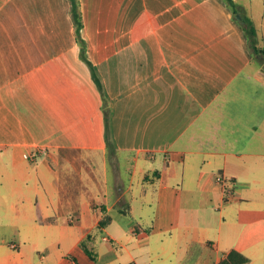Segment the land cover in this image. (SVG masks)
<instances>
[{
  "label": "crops",
  "instance_id": "crops-1",
  "mask_svg": "<svg viewBox=\"0 0 264 264\" xmlns=\"http://www.w3.org/2000/svg\"><path fill=\"white\" fill-rule=\"evenodd\" d=\"M77 1L85 58L71 0H0V264H264V76L232 8Z\"/></svg>",
  "mask_w": 264,
  "mask_h": 264
},
{
  "label": "trees",
  "instance_id": "trees-1",
  "mask_svg": "<svg viewBox=\"0 0 264 264\" xmlns=\"http://www.w3.org/2000/svg\"><path fill=\"white\" fill-rule=\"evenodd\" d=\"M227 4L232 8L233 14L237 13L238 9L235 6V3L233 0H225ZM72 3V17L75 22V31H76V39L80 45V52L82 56L84 57L85 54V43L83 39L80 36V28L82 25V20H81V14L79 11L78 7V1L77 0H71ZM235 18L240 22V24L243 26L249 40L250 48L252 51V54H256L261 51L259 47H257V32L255 27L253 26L251 18H249L247 15L242 14L241 18L238 19L236 16ZM85 58V57H84ZM93 78L98 86V88L101 90V83L99 79L97 78L96 74L92 72ZM109 221V217L107 215L102 216V218L99 220L97 227L101 228L104 226L107 222ZM81 245L85 249V251L88 253V255L92 256L90 250L84 245V242H81ZM249 261V258L236 251V250H231L229 251L226 256L218 263V264H245Z\"/></svg>",
  "mask_w": 264,
  "mask_h": 264
},
{
  "label": "rangeland",
  "instance_id": "rangeland-1",
  "mask_svg": "<svg viewBox=\"0 0 264 264\" xmlns=\"http://www.w3.org/2000/svg\"><path fill=\"white\" fill-rule=\"evenodd\" d=\"M235 6L238 9L237 12L251 18L256 29L257 47L261 51L253 54V62L264 76V0H236Z\"/></svg>",
  "mask_w": 264,
  "mask_h": 264
},
{
  "label": "built area",
  "instance_id": "built-area-1",
  "mask_svg": "<svg viewBox=\"0 0 264 264\" xmlns=\"http://www.w3.org/2000/svg\"><path fill=\"white\" fill-rule=\"evenodd\" d=\"M24 156H25V158H27V159H30V160H33V154H30V153H26V154H24ZM214 179L217 181V182H219L220 184H225V178H224V176L222 175V173H220V172H216L215 174H214ZM11 246L13 247L14 245L13 244H11Z\"/></svg>",
  "mask_w": 264,
  "mask_h": 264
},
{
  "label": "water",
  "instance_id": "water-1",
  "mask_svg": "<svg viewBox=\"0 0 264 264\" xmlns=\"http://www.w3.org/2000/svg\"><path fill=\"white\" fill-rule=\"evenodd\" d=\"M235 16H236L238 19H240V18H241V13H240V12H237V13L235 14Z\"/></svg>",
  "mask_w": 264,
  "mask_h": 264
}]
</instances>
